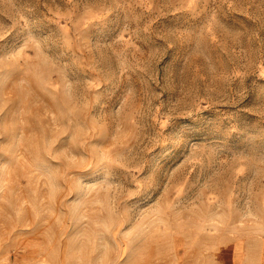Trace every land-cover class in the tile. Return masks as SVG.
I'll use <instances>...</instances> for the list:
<instances>
[{
	"label": "rangeland",
	"instance_id": "1",
	"mask_svg": "<svg viewBox=\"0 0 264 264\" xmlns=\"http://www.w3.org/2000/svg\"><path fill=\"white\" fill-rule=\"evenodd\" d=\"M264 0H0V264H261Z\"/></svg>",
	"mask_w": 264,
	"mask_h": 264
},
{
	"label": "crops",
	"instance_id": "2",
	"mask_svg": "<svg viewBox=\"0 0 264 264\" xmlns=\"http://www.w3.org/2000/svg\"><path fill=\"white\" fill-rule=\"evenodd\" d=\"M260 264V263H259ZM261 264H264V260L261 262Z\"/></svg>",
	"mask_w": 264,
	"mask_h": 264
}]
</instances>
